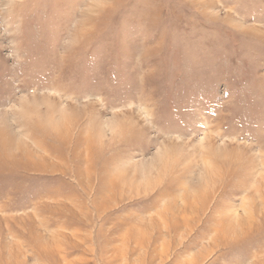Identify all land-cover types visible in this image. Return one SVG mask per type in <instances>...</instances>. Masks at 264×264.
Segmentation results:
<instances>
[{"label":"rangeland","instance_id":"obj_1","mask_svg":"<svg viewBox=\"0 0 264 264\" xmlns=\"http://www.w3.org/2000/svg\"><path fill=\"white\" fill-rule=\"evenodd\" d=\"M0 264H264V0H0Z\"/></svg>","mask_w":264,"mask_h":264},{"label":"bare ground","instance_id":"obj_2","mask_svg":"<svg viewBox=\"0 0 264 264\" xmlns=\"http://www.w3.org/2000/svg\"><path fill=\"white\" fill-rule=\"evenodd\" d=\"M245 224V223H244ZM229 227H230V225H229Z\"/></svg>","mask_w":264,"mask_h":264}]
</instances>
